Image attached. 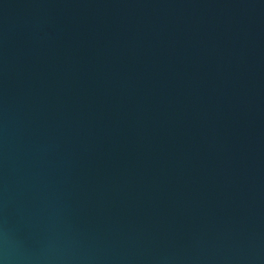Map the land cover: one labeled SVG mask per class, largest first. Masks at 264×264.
<instances>
[{"label":"water","instance_id":"obj_1","mask_svg":"<svg viewBox=\"0 0 264 264\" xmlns=\"http://www.w3.org/2000/svg\"><path fill=\"white\" fill-rule=\"evenodd\" d=\"M0 264H264V0H0Z\"/></svg>","mask_w":264,"mask_h":264}]
</instances>
